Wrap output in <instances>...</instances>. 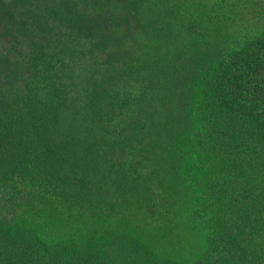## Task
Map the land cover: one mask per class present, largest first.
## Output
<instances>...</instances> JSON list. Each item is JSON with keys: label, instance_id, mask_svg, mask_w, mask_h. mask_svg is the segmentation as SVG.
<instances>
[{"label": "trees", "instance_id": "1", "mask_svg": "<svg viewBox=\"0 0 264 264\" xmlns=\"http://www.w3.org/2000/svg\"><path fill=\"white\" fill-rule=\"evenodd\" d=\"M0 264H264V0H0Z\"/></svg>", "mask_w": 264, "mask_h": 264}]
</instances>
